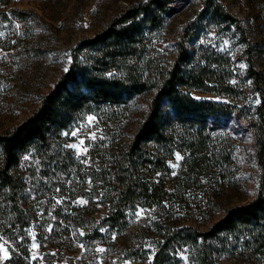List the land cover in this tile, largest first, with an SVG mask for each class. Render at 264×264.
Instances as JSON below:
<instances>
[{"label": "rangeland", "instance_id": "374dc122", "mask_svg": "<svg viewBox=\"0 0 264 264\" xmlns=\"http://www.w3.org/2000/svg\"><path fill=\"white\" fill-rule=\"evenodd\" d=\"M146 1L0 0V132L23 122L39 106L43 95L70 68L75 54L83 60L89 58L92 50L77 49L82 41L103 31L131 5ZM219 1L234 20H226L221 13H203L206 0H178L171 14L149 33L147 29L138 50L139 67L145 77L150 70L162 69L175 56L177 41L190 35L188 43L196 60L231 73V80L243 91L238 105L255 113L263 94L248 75V57L253 54L257 67L264 71V0ZM208 83L219 85L212 80ZM156 90L146 89L123 103L97 105L83 120L62 132V142L55 148L59 151L47 167L34 151L23 157L21 167L29 175L24 201L34 213L27 228L33 264H145L129 253L137 247H153L157 238L153 225L158 217L156 207L139 204L130 209L127 224L121 229L110 231L101 225L110 209L105 202L110 190L108 181L98 179L101 160L95 156L104 152L102 140H130L146 117ZM192 93L197 99L236 103L213 90L194 88ZM164 105L167 112L172 111L168 102ZM216 135L220 147L231 152L233 158L225 181L218 187L221 194L232 204L252 200L264 182V166L259 162L252 131L233 116L216 130ZM73 144L77 147H69ZM184 159V153L176 150L168 159L170 171L157 172L155 177H165L167 187L181 200L177 203L180 221L204 227L208 218L198 215L199 208H194L195 195L203 189L201 182L196 180L183 192V184L174 179ZM67 215L72 218H64ZM93 230L103 236L93 239ZM0 246V264H6L16 247L2 230ZM154 255L151 253V260ZM180 257L185 264L190 263L187 248ZM217 264L242 262L225 254Z\"/></svg>", "mask_w": 264, "mask_h": 264}, {"label": "trees", "instance_id": "16d2710c", "mask_svg": "<svg viewBox=\"0 0 264 264\" xmlns=\"http://www.w3.org/2000/svg\"><path fill=\"white\" fill-rule=\"evenodd\" d=\"M177 2L148 0L125 9L103 31L78 45V50H92L87 60L75 54L70 68L43 95L39 106L23 122L0 132V230L16 247L6 264H33L27 228L34 213L24 201L29 175L21 167L23 157L34 151L47 167L59 151L55 148L62 142L64 130L83 120L97 105L123 103L152 87L157 90L148 113L130 140H102L104 152L100 157L97 150L95 158L101 160L98 179L108 181L111 192L105 199L110 209L101 225L110 231L121 229L127 224L130 209L151 205L158 212L153 223L157 238L151 248L141 246L130 251L135 261L185 264L180 254L187 248L189 264H217L225 254L242 264H264V182L252 200L228 203L218 187L225 181L233 158L220 147L216 135L233 116L245 122L264 166V71L250 54L248 75L263 94L255 113L238 105L243 91L231 80V73L196 60L188 43L190 35L177 41L176 54L168 65L157 72L150 70L145 77L138 61L140 43L147 29L149 33L171 14ZM202 12L221 13L226 20H234L219 0H206ZM210 80L219 85H210ZM194 88L228 95L236 103L197 99ZM165 102L171 112L166 111ZM176 150L185 155L174 178L183 184L181 191L196 180L203 187L195 195L194 208H199L198 215L208 218L204 227L180 221L177 203L181 200L167 187L165 177H155L157 172L170 171L168 159ZM102 236L97 230L90 235L93 239ZM151 253H155L153 260Z\"/></svg>", "mask_w": 264, "mask_h": 264}, {"label": "snow or ice", "instance_id": "6c2138e0", "mask_svg": "<svg viewBox=\"0 0 264 264\" xmlns=\"http://www.w3.org/2000/svg\"><path fill=\"white\" fill-rule=\"evenodd\" d=\"M92 118L89 117V120H91ZM73 135H75V133H73ZM92 138H95V134H93V137ZM83 143V141H81V144ZM69 147H73V148H76L77 145L73 144V145H70ZM85 151H87V149H85ZM177 159H180L179 155H177ZM80 203H84V201H80ZM139 215V213H138ZM35 247V245H33ZM0 248H2V246H0ZM99 251H103V249H99Z\"/></svg>", "mask_w": 264, "mask_h": 264}]
</instances>
